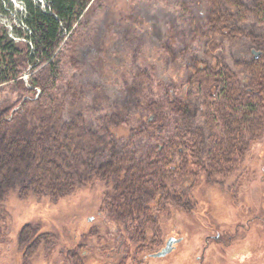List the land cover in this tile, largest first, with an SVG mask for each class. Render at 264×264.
<instances>
[{
    "label": "rangeland",
    "instance_id": "1",
    "mask_svg": "<svg viewBox=\"0 0 264 264\" xmlns=\"http://www.w3.org/2000/svg\"><path fill=\"white\" fill-rule=\"evenodd\" d=\"M242 1L251 6L255 0ZM207 4L206 0H91L77 24L76 55L64 61L58 83V99L65 104L63 118L70 121L81 114L83 119L76 136L77 151L70 154V168L81 180L77 179L73 191L54 200L23 193V167L11 174V184L0 193V264H264V134L251 142L244 160L228 175L217 173L208 181L180 167L174 177L167 176L164 192L154 199L146 196L150 212L159 215L155 224L142 217L123 219L105 210L113 184L92 176L90 170L110 158V149L92 145L85 134L101 131L103 115H130L138 124L148 119L128 94L139 69L154 75L149 85L155 99L182 97L198 107L191 119L195 127L203 122L201 98L187 80L197 69L196 60L214 67L228 64L242 78L247 73L236 67L237 61L249 63L261 57L264 62V23L252 16L238 22L247 36L236 42L216 39L217 48L212 50V37L206 35L202 18ZM23 14V0L17 4L0 0V32L5 29L22 43L24 38L15 30L28 29L20 19ZM194 25L200 33L195 34ZM173 27L176 35L171 37ZM184 30L185 38L181 36ZM253 50L261 51L258 57ZM22 77L31 87V71ZM40 91L36 87L35 96ZM32 95L17 82L0 84V108L9 106L11 116L21 106L17 101ZM168 120L162 137L176 133L182 123L173 113ZM110 131L109 144L119 152L135 148L147 153L165 143L140 135L129 146V125H111ZM140 224L147 226V236L136 242L127 226ZM26 225L30 228L23 236ZM42 234L45 237L37 243ZM170 237L180 241L166 255L152 256ZM142 241L147 246L153 241L152 248L142 245L139 249ZM31 242L37 246L30 247Z\"/></svg>",
    "mask_w": 264,
    "mask_h": 264
},
{
    "label": "trees",
    "instance_id": "2",
    "mask_svg": "<svg viewBox=\"0 0 264 264\" xmlns=\"http://www.w3.org/2000/svg\"><path fill=\"white\" fill-rule=\"evenodd\" d=\"M23 1L25 14L20 19L28 29L15 30L17 36L24 38L22 43L9 37L7 30L0 32V84L17 82L33 95L31 99H19L17 103L21 102V106L11 116L9 106L0 108V193L11 184V174L23 167L26 173L23 193L48 195L55 200L73 191L77 179L81 180L70 168V154L74 156L77 151L76 136L83 119L81 114L70 121L63 118L65 104L58 99V83L62 80L64 61L76 55L77 24L91 0ZM206 1L207 11L202 18L206 35L212 37V50L217 48L218 41L236 42L248 35L238 22L252 16L264 23V0H255L251 6L242 0ZM173 31L174 27L169 31L171 37L176 35ZM194 31L200 33L197 27ZM181 36L185 38V30ZM203 62L196 60L197 69L187 80L201 98L200 126L191 123L197 106L182 97L165 95L163 99H155L149 85L154 75L148 69H139L128 94L133 106L141 109L148 119L138 124L132 122L130 115L105 114L100 118V132H85L92 145L110 149V158L90 169L92 176L106 178L113 184L105 210L123 219L139 221L142 217L146 223L155 224L159 215L150 212L146 196L154 199L164 192L167 178L174 177L180 167L184 173H193L197 178L201 175L208 181L217 173L228 175L244 160L251 142L263 136L262 58L235 63L243 68L240 71L246 72L247 78H242L228 64L214 67ZM28 70L31 87L25 85L22 77ZM36 87L41 89L37 96ZM170 113L177 115L182 123L176 126V133L162 137L168 129ZM111 125H129L132 131L127 141L129 146L140 135L165 143L156 144L147 153H139L135 148L119 152L109 144ZM127 227L132 229L128 234L136 242L146 238L145 224ZM28 228L26 225L21 231L23 236ZM23 236L22 242L26 243ZM41 236L37 243L45 234ZM34 243L37 246L31 242L30 247ZM147 243L142 241L139 249L142 245L152 248L153 241L148 246ZM26 254L30 256L27 250Z\"/></svg>",
    "mask_w": 264,
    "mask_h": 264
},
{
    "label": "water",
    "instance_id": "3",
    "mask_svg": "<svg viewBox=\"0 0 264 264\" xmlns=\"http://www.w3.org/2000/svg\"><path fill=\"white\" fill-rule=\"evenodd\" d=\"M253 52L256 53L255 54L256 57H258L259 54L261 53V51H256V50H253ZM179 241H180V238L170 237L169 240L167 241L166 246H164L161 250L155 253H152L151 255L152 256H164L173 249L174 243L179 242Z\"/></svg>",
    "mask_w": 264,
    "mask_h": 264
},
{
    "label": "bare ground",
    "instance_id": "4",
    "mask_svg": "<svg viewBox=\"0 0 264 264\" xmlns=\"http://www.w3.org/2000/svg\"><path fill=\"white\" fill-rule=\"evenodd\" d=\"M12 1L15 2V3L17 4V1H18V0H12Z\"/></svg>",
    "mask_w": 264,
    "mask_h": 264
}]
</instances>
